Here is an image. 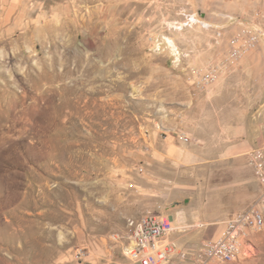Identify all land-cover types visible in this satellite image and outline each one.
Listing matches in <instances>:
<instances>
[{"label":"rangeland","instance_id":"rangeland-1","mask_svg":"<svg viewBox=\"0 0 264 264\" xmlns=\"http://www.w3.org/2000/svg\"><path fill=\"white\" fill-rule=\"evenodd\" d=\"M261 147L264 0H0V264H139L147 214L196 249L257 200ZM227 264H264V227Z\"/></svg>","mask_w":264,"mask_h":264},{"label":"built area","instance_id":"built-area-1","mask_svg":"<svg viewBox=\"0 0 264 264\" xmlns=\"http://www.w3.org/2000/svg\"><path fill=\"white\" fill-rule=\"evenodd\" d=\"M259 37L260 33L242 28L241 33L231 39L232 53L236 56L241 55L254 47ZM215 80L216 70L213 67L201 74L200 82L204 87L211 85ZM182 139L188 141L187 137ZM249 159L260 187L257 200L228 218L218 237L205 240L196 249H183L170 238V235L177 230L173 220L147 214L144 215L143 229H136L135 226L128 229L124 255L140 264H164L174 259L183 264L234 262L250 232L264 227V147L252 150ZM82 255L83 253L80 252L79 257Z\"/></svg>","mask_w":264,"mask_h":264},{"label":"crops","instance_id":"crops-1","mask_svg":"<svg viewBox=\"0 0 264 264\" xmlns=\"http://www.w3.org/2000/svg\"><path fill=\"white\" fill-rule=\"evenodd\" d=\"M258 186H259V185H258ZM192 221H193V220H191V222H192ZM213 224H216V223H213V222H210V223H207V224L201 223V225H199L198 228H201L202 231L197 232L196 236L193 237V240H194V239H197L199 236H202L203 234H204V235H210V236H212V237H210V238H205V239L203 240V242H204L205 240H208V239H214V238L218 237V236L221 234L223 228H221V227H218V228H210L211 226H213ZM172 234H173V233H172ZM172 234H171V235H172ZM171 235H170V236H171ZM203 242H202V243H203ZM178 245H179L180 248L187 249V248H185V246H183L182 244L180 245V242L178 243ZM189 250H191V249H189ZM83 254H84V253H83ZM82 256H84V255H82ZM82 256H81V257H82ZM176 261H177V260H176ZM132 262H134V261H132ZM135 263H138V262H135ZM139 264H140V263H139ZM164 264H183V263H181V262H179V261H177V262H175V263L169 261V262H166V263H164Z\"/></svg>","mask_w":264,"mask_h":264},{"label":"bare ground","instance_id":"bare-ground-1","mask_svg":"<svg viewBox=\"0 0 264 264\" xmlns=\"http://www.w3.org/2000/svg\"><path fill=\"white\" fill-rule=\"evenodd\" d=\"M128 224V223H127ZM135 226L136 229H143L144 227V217L140 218L139 220H131L128 229H132Z\"/></svg>","mask_w":264,"mask_h":264}]
</instances>
